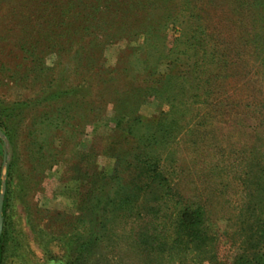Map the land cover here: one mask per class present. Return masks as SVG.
I'll return each mask as SVG.
<instances>
[{
	"label": "rangeland",
	"instance_id": "rangeland-1",
	"mask_svg": "<svg viewBox=\"0 0 264 264\" xmlns=\"http://www.w3.org/2000/svg\"><path fill=\"white\" fill-rule=\"evenodd\" d=\"M128 143L158 198L132 192ZM261 165L264 0H0L2 264H212L160 252L186 203L233 264Z\"/></svg>",
	"mask_w": 264,
	"mask_h": 264
},
{
	"label": "trees",
	"instance_id": "trees-1",
	"mask_svg": "<svg viewBox=\"0 0 264 264\" xmlns=\"http://www.w3.org/2000/svg\"><path fill=\"white\" fill-rule=\"evenodd\" d=\"M133 148L129 143L126 144V147L122 151L124 156L127 154V157L119 159L124 162L122 166L132 173L131 180H135L133 183L135 184L134 190L132 192L140 195L142 193L152 192L153 189L155 192L153 193V197L158 198L159 191L163 187L166 190L168 189L166 178L158 171L156 165L150 163L148 152H144L147 148L132 156ZM93 175L94 179L103 181L106 184L108 182H114L117 179L120 180L121 170L115 169L109 176L101 173H93ZM255 185L257 194L250 195L249 201L244 202L243 208L237 214L240 223L242 222L239 230L244 235L247 228V230L249 229V233L244 238V248H242L240 253L235 255L233 264H264V165L259 167ZM108 190H111V187ZM130 199H132L130 195L126 196L125 202H131ZM101 203V199L96 198L92 208L99 207ZM112 204L114 203L109 200L103 207L106 208ZM88 208L90 211L91 204ZM206 214L207 212L201 206L192 207L191 204L186 203L179 216L176 225L178 229L175 237L172 238V245L167 247L165 245L162 246L160 252H164L166 249L169 251L175 249L180 252H185L190 249L197 255L207 250L210 253L209 261L212 264H220L216 261L215 252L209 249L213 235L211 236L207 232L208 228L205 223ZM244 224H248L247 227ZM3 244L2 242L0 243V264H2L3 260Z\"/></svg>",
	"mask_w": 264,
	"mask_h": 264
},
{
	"label": "water",
	"instance_id": "water-1",
	"mask_svg": "<svg viewBox=\"0 0 264 264\" xmlns=\"http://www.w3.org/2000/svg\"><path fill=\"white\" fill-rule=\"evenodd\" d=\"M0 205H1V203H0ZM0 222H1V213H0Z\"/></svg>",
	"mask_w": 264,
	"mask_h": 264
}]
</instances>
